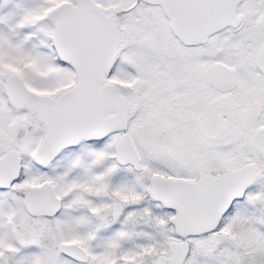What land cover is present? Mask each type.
<instances>
[{"label":"snow or ice","instance_id":"1","mask_svg":"<svg viewBox=\"0 0 264 264\" xmlns=\"http://www.w3.org/2000/svg\"><path fill=\"white\" fill-rule=\"evenodd\" d=\"M0 264H264V0H0Z\"/></svg>","mask_w":264,"mask_h":264}]
</instances>
